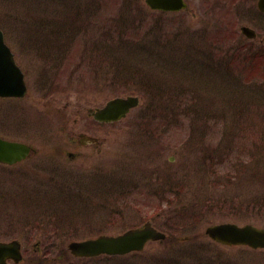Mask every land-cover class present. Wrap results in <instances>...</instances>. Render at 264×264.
<instances>
[{
  "label": "rangeland",
  "instance_id": "374dc122",
  "mask_svg": "<svg viewBox=\"0 0 264 264\" xmlns=\"http://www.w3.org/2000/svg\"><path fill=\"white\" fill-rule=\"evenodd\" d=\"M224 1L231 0H186V12L165 15L142 0H0V28L28 75L24 100L0 103V136L65 145L92 125L88 109L117 96L140 99L107 133L93 130L104 145L67 146L81 157L59 160L58 186L46 185L55 173L39 172L38 161L0 165V241L20 238L22 264H264V251L199 237L211 223L264 227V70L254 75L249 59L232 52L220 51L216 67L213 58L214 40L228 44L243 25L264 43V16L254 12L257 0ZM208 69L220 70L215 77ZM92 158L110 172L96 173L83 190L72 178ZM137 162L149 171L127 174ZM138 178L141 185L132 184ZM258 197L263 205L255 207ZM42 213L51 226L27 223ZM147 220L172 241L122 257L67 253L72 240ZM184 236L191 240H175Z\"/></svg>",
  "mask_w": 264,
  "mask_h": 264
},
{
  "label": "water",
  "instance_id": "95a60500",
  "mask_svg": "<svg viewBox=\"0 0 264 264\" xmlns=\"http://www.w3.org/2000/svg\"><path fill=\"white\" fill-rule=\"evenodd\" d=\"M152 9L180 10L185 7L182 0H145ZM259 7L264 9V0ZM25 92L22 75L13 63L12 56L2 42L0 32V95L20 96ZM138 101L134 97L116 98L107 103L96 115L98 118L117 120L123 117ZM28 152L24 144L0 139V162L13 164L23 159ZM205 233L219 243L246 244L252 248H264V228H256L250 224L237 226L231 223L208 226ZM164 238V235L148 224L131 229L116 237L100 236L96 239L75 242L69 245L72 254L79 257L96 256L99 254H125L133 250H141L149 240ZM19 244L16 241L0 243V264L7 259L17 262L20 259Z\"/></svg>",
  "mask_w": 264,
  "mask_h": 264
},
{
  "label": "flooded vegetation",
  "instance_id": "af4514ba",
  "mask_svg": "<svg viewBox=\"0 0 264 264\" xmlns=\"http://www.w3.org/2000/svg\"><path fill=\"white\" fill-rule=\"evenodd\" d=\"M7 100H10V99H6V98L0 99V101H7ZM86 117L92 121V125H86L84 128L85 131L78 132L77 136L69 135V137L66 138L67 140L65 142V145H62V143H60L59 145H46L47 147H44V148L36 147V146L34 147L33 145H30L32 149H31L28 160H34V162L38 161L42 163V164H37L38 166L35 165L38 168L39 172L54 171L55 175H52L50 179L48 178L49 180L47 181H53L56 186H58L59 168L60 167H62L63 169L65 168L63 165L60 164L59 160L65 156L68 157L67 159L71 161L81 157V153L78 151L70 152L69 148H67L68 145L75 148V150H77V148L80 146L81 147L90 146V147L95 148V147H99L100 144L104 145L105 138L100 135H96L93 130L97 129L99 130V133L101 132L107 133L108 128L110 127V123L95 121L93 119V112L90 113V109H88ZM56 118L58 119V122H61V118H62L61 113H58V116ZM76 121L77 120H75L74 122ZM67 123H68V120L65 121V125ZM86 160L90 161V157ZM92 161H91L92 163L91 166H87L86 170H83L82 172H77L75 176L73 177L76 181L78 180V178H81L82 183L79 184L81 189L84 188L82 185L83 183H88L94 180L93 177L96 175V173L101 172L105 174L109 172L108 162H104L102 167H100L99 163L94 162V158H92ZM76 176H80V177H76ZM87 176H89V178ZM86 179H89V180H86Z\"/></svg>",
  "mask_w": 264,
  "mask_h": 264
},
{
  "label": "trees",
  "instance_id": "16d2710c",
  "mask_svg": "<svg viewBox=\"0 0 264 264\" xmlns=\"http://www.w3.org/2000/svg\"><path fill=\"white\" fill-rule=\"evenodd\" d=\"M260 203L263 205V201H260V200H259V197H258V198H256L255 201L253 202V205L256 207V206H257L258 204H260ZM254 206H253V207H254Z\"/></svg>",
  "mask_w": 264,
  "mask_h": 264
}]
</instances>
